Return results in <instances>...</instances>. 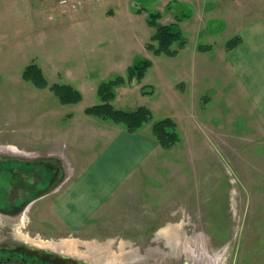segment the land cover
Instances as JSON below:
<instances>
[{
  "label": "rangeland",
  "instance_id": "1",
  "mask_svg": "<svg viewBox=\"0 0 264 264\" xmlns=\"http://www.w3.org/2000/svg\"><path fill=\"white\" fill-rule=\"evenodd\" d=\"M38 1L0 0L7 41L0 38V155L76 151L71 131L83 108L101 102L100 84L127 77L129 66L144 59L152 61L144 77L117 86L112 104L147 106L153 120L171 117L179 139L160 144L76 233L51 214L50 194L65 180L49 186L44 169L52 164L44 161L41 170L21 162L12 170L4 167L8 159L0 165V200L28 199L30 187L46 196L18 220L0 210V237L29 238L82 264H264V114L228 54L243 42L241 28L263 18L264 0H173L170 6L168 0H82L37 30L43 3L59 16L62 10L58 0ZM105 11L118 25L98 32L95 17ZM156 12L161 23L182 18L186 45L176 55L148 48L155 32L148 20ZM234 38L241 42L227 48ZM56 85H71L81 100L62 103ZM144 86L153 92L144 93ZM80 153L81 163L66 154L57 158L61 175L91 154L86 147Z\"/></svg>",
  "mask_w": 264,
  "mask_h": 264
},
{
  "label": "crops",
  "instance_id": "2",
  "mask_svg": "<svg viewBox=\"0 0 264 264\" xmlns=\"http://www.w3.org/2000/svg\"><path fill=\"white\" fill-rule=\"evenodd\" d=\"M58 2L62 8L60 16L57 12L44 8L45 3H43L44 9L40 7L37 9V30L43 27V23L54 22L57 17L66 15L64 13L67 10H76L82 4V0H67L66 3L58 0ZM172 2L173 0H168L167 6ZM37 4L40 6L41 1ZM106 12L108 11L95 17L94 27L98 32L107 27L115 29L118 25L116 21L112 24L109 18L112 16ZM73 19L75 20L74 15L71 21ZM13 31L14 35L20 33L16 28ZM241 35L243 37L241 45L228 53L229 63L238 72L244 91L258 99L260 112L264 114V16L253 25L241 28ZM5 37V33L0 32L1 43H7ZM86 108H83L84 116L76 118V126L71 131L74 133L72 145L77 150L66 152L50 148L45 152L46 155L41 156L43 161L42 159L37 161V165L40 166L38 169L43 170L44 161L58 164V157L66 154L71 163L70 156L77 157L79 161L83 160L80 151L84 147L91 152L80 166L75 167L71 164L72 172L68 177L55 170L57 178L65 180L56 190H52L53 194H50L48 199L49 207L53 218L71 233L81 231L121 186L161 149L160 143L152 133V123H146L139 130L130 132L123 124L86 113ZM80 139H85L86 144H78ZM48 173L46 178L50 175ZM43 194L45 195L40 194L42 196L39 195L37 199L46 196V193Z\"/></svg>",
  "mask_w": 264,
  "mask_h": 264
},
{
  "label": "trees",
  "instance_id": "3",
  "mask_svg": "<svg viewBox=\"0 0 264 264\" xmlns=\"http://www.w3.org/2000/svg\"><path fill=\"white\" fill-rule=\"evenodd\" d=\"M138 10L140 9L138 8ZM149 17L148 23L155 27V32L151 37L153 43H149L148 48L153 50L155 54L176 55L178 50L186 45V40L179 24L182 18L178 17L171 23H161L158 21L161 17V12L151 13ZM240 42V38H234L228 42L227 48H234ZM175 43L179 44L178 49L172 48ZM151 65L152 61L150 59L141 60L128 68L127 77L119 76L110 81L102 82L98 88L101 102L88 106L85 111L88 114L123 124L130 132L137 131L146 123L152 122V133L158 142L162 146H170L179 139L176 132V122L171 117L153 120L152 110L147 106H139L134 110H124L116 108L112 104V100L116 96V87L125 84L128 80L132 82L135 79L137 81L140 80ZM37 76L46 83L45 76L38 66ZM144 87V93L153 92L152 88ZM54 88L59 99L64 104L77 103L82 98L81 92L74 89L71 85H56Z\"/></svg>",
  "mask_w": 264,
  "mask_h": 264
},
{
  "label": "flooded vegetation",
  "instance_id": "4",
  "mask_svg": "<svg viewBox=\"0 0 264 264\" xmlns=\"http://www.w3.org/2000/svg\"><path fill=\"white\" fill-rule=\"evenodd\" d=\"M9 159L8 163L4 162ZM41 157L27 158L22 156H12L7 154L0 155V165L3 164L5 168L14 169L13 164H18L21 162L31 164L29 166H36L37 161L41 160ZM52 164L51 167H46L44 170L47 171L50 178V185H53L54 180L57 179L55 170H59L58 164L54 162H49ZM51 168V169H50ZM61 168V167H60ZM14 176L19 177L20 172H13ZM61 174V173H60ZM17 179V178H16ZM56 183V182H55ZM12 189H15L12 187ZM30 190H33L30 195L32 197L18 198V201L15 202H5L4 198L0 200V210L4 212V215L7 216L9 220H18L21 219L23 213L28 208V206L35 201H37V187H30ZM1 199V198H0ZM29 238H11V237H0V264H75L74 259L76 256H70L64 254L63 252H53L49 251L46 248H39L37 243L33 240H28ZM78 259V258H77ZM80 259V258H79ZM69 262H67V261ZM82 262V261H81ZM78 264H82L77 262Z\"/></svg>",
  "mask_w": 264,
  "mask_h": 264
},
{
  "label": "built area",
  "instance_id": "5",
  "mask_svg": "<svg viewBox=\"0 0 264 264\" xmlns=\"http://www.w3.org/2000/svg\"><path fill=\"white\" fill-rule=\"evenodd\" d=\"M61 2H62V3H66V2H67V0H61Z\"/></svg>",
  "mask_w": 264,
  "mask_h": 264
}]
</instances>
